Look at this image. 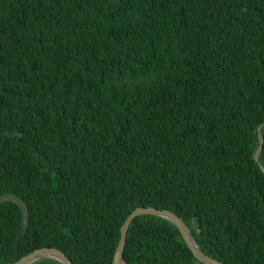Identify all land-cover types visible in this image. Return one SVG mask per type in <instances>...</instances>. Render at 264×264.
<instances>
[{"label": "trees", "instance_id": "trees-1", "mask_svg": "<svg viewBox=\"0 0 264 264\" xmlns=\"http://www.w3.org/2000/svg\"><path fill=\"white\" fill-rule=\"evenodd\" d=\"M261 124L264 0H0V264H264Z\"/></svg>", "mask_w": 264, "mask_h": 264}, {"label": "water", "instance_id": "water-1", "mask_svg": "<svg viewBox=\"0 0 264 264\" xmlns=\"http://www.w3.org/2000/svg\"><path fill=\"white\" fill-rule=\"evenodd\" d=\"M262 126H263V124H261L258 128L260 146H259L257 153L255 154V159L259 161L261 168L264 170V166L259 160L262 148L264 146V138L262 135ZM4 200H13V201L17 202L22 208L23 218H24L25 222L27 224L30 222L29 206H28L27 202L22 197H20L18 194L13 193V192H6V193L0 194V202L4 201ZM143 214H154V215L162 216V217L168 218L169 220L174 222L178 226V228L181 231L184 239L186 240L188 246L192 249L195 256L199 260L204 262L205 264H225L221 260L216 259V258L210 256L209 254L205 253L199 247V245L196 242L189 226L187 225V223L183 220V218L181 216H179L178 214H176L175 212H173L170 209H159V208L154 207V206L137 207L127 217V219L125 220L124 224L121 227V238H120V241H119L118 246L116 248L112 264H122L123 257H124V250H125L126 242H127V234H128L130 224L136 216L143 215ZM42 258H54V259L59 260L63 264H74L73 261L71 260V258L62 249H60L58 247H50V246L38 248V249L32 251L31 253L23 256L22 258H20L16 262L9 263V264H31V263L39 260V259H42Z\"/></svg>", "mask_w": 264, "mask_h": 264}]
</instances>
